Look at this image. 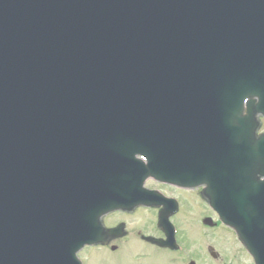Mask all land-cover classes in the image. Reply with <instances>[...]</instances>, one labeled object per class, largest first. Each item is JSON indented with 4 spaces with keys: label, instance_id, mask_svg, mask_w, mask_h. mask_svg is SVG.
Instances as JSON below:
<instances>
[{
    "label": "water",
    "instance_id": "1",
    "mask_svg": "<svg viewBox=\"0 0 264 264\" xmlns=\"http://www.w3.org/2000/svg\"><path fill=\"white\" fill-rule=\"evenodd\" d=\"M262 120L264 0H0V264L120 237L103 217L157 133L208 148L194 185L264 264Z\"/></svg>",
    "mask_w": 264,
    "mask_h": 264
},
{
    "label": "rangeland",
    "instance_id": "2",
    "mask_svg": "<svg viewBox=\"0 0 264 264\" xmlns=\"http://www.w3.org/2000/svg\"><path fill=\"white\" fill-rule=\"evenodd\" d=\"M195 201L196 199L194 197L188 196L186 204L189 205V203H195ZM197 201L200 202V199L197 198ZM192 217L193 219L180 214L173 220L178 228L180 242L184 245L186 251L191 253L194 251L199 252L200 250L201 254L205 256L206 249L211 246L219 254V260L211 261L209 259H202L199 264H253L251 257L241 248L240 243L232 231L224 227H218L209 231L204 229L200 221L197 220L198 216ZM114 219L112 220L114 221ZM212 219L213 221L216 220V218ZM128 220L132 221L134 226L149 231L150 229L146 228H151L152 223L156 224L157 217L154 218L152 214H146L145 212L143 214H135L132 218H128ZM196 228H199V234H196L194 231ZM131 244L134 246L129 247ZM119 246L121 247L122 253L125 254L128 252L129 256L126 255L119 259L120 248L115 253L110 252L108 248H91L83 250L79 254V257L83 260L84 264H183L182 262L178 263L173 261L172 256L159 254L153 250L154 248H147L142 246V244L140 245V243L131 242L127 244L123 242ZM183 257L185 255L182 253L178 256V260L184 261Z\"/></svg>",
    "mask_w": 264,
    "mask_h": 264
},
{
    "label": "flooded vegetation",
    "instance_id": "3",
    "mask_svg": "<svg viewBox=\"0 0 264 264\" xmlns=\"http://www.w3.org/2000/svg\"><path fill=\"white\" fill-rule=\"evenodd\" d=\"M186 151V150H185ZM191 158L189 157L187 158L186 155L183 157L184 163L186 164L187 161H190L191 163ZM144 162H146V159H142ZM164 173H169V171L167 170H162L161 174L162 175H167ZM172 174V173H171ZM141 177H144V187L148 190L151 191H155L158 192V196H163L164 198H166V204H155L153 208H140L138 210H130L129 212H124V211H118L115 212L113 214L116 215V219H114V221L112 220V215L108 216L106 218V224L108 227H112V226H118L119 224H123L125 226L124 229V233L123 235L117 239V241H115L114 243H112L110 246L112 245H116V249L115 252L119 251V259L123 256L128 255L129 253H122L121 247L119 246L121 243L126 242L127 244H130L131 242L133 243H137L140 245L142 244V246H145L147 248H154L153 250H155L156 252H158L159 254H167L168 256H172V260L176 261L178 263L182 262L183 264H199V262L202 259L205 260H211V261H217L219 254L212 248H210L211 246H209L206 249V255H202L200 250L199 252H187L184 245L180 242L179 236H178V228L174 223V219L176 217H178L180 214H183L184 217H188V218H192V216H198L197 220L202 221V219L205 218H216V213L208 206L206 205V203L201 199L200 197V191L203 188L202 186L200 187H186V186H178V185H174L173 183H169V182H164L160 179V175H155L154 173L150 172V175L147 176V174L145 172H141L140 173ZM188 196H192L196 199L195 203H189V205L186 204V199ZM197 198L200 199V202L197 201ZM152 214V216L154 218H158L159 214H166V216L168 217V219L172 222V224L175 227V238L177 243L179 244V248L176 249H167V248H160L156 245L150 244L148 243L144 238L147 236H152L156 239H160V240H164L165 236L163 234V232L161 231L160 228H158L155 224L151 225V228H146V229H150L145 230V229H141L138 226H134V223L132 221H127L128 218H131L132 216H134V214ZM205 214V215H203ZM113 221V222H112ZM198 224V222H197ZM204 229H207L209 231H212L216 228H218V226L215 227H204ZM142 230L143 232V236L138 234V231ZM151 231V232H150ZM196 232V234H199V228H196V230H194ZM139 242V243H138ZM134 246V245H130L129 247ZM185 255L184 261H180L178 260V256L181 255L182 253ZM181 253V254H180ZM213 255L216 256V258L213 257ZM127 256V257H128Z\"/></svg>",
    "mask_w": 264,
    "mask_h": 264
}]
</instances>
